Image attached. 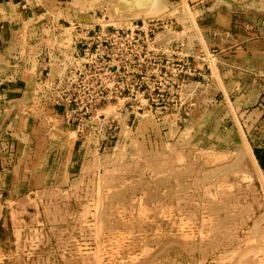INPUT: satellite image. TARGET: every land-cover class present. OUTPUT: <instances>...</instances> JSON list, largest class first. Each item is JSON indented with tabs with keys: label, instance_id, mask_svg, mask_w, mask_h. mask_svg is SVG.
<instances>
[{
	"label": "rangeland",
	"instance_id": "1",
	"mask_svg": "<svg viewBox=\"0 0 264 264\" xmlns=\"http://www.w3.org/2000/svg\"><path fill=\"white\" fill-rule=\"evenodd\" d=\"M212 1L187 0L195 27L182 0L136 21L105 4L80 25L127 29L131 91L110 103L92 94L97 103L79 109L75 97L89 95L70 77L57 85L86 137L75 157L54 159V172L28 174L27 185L20 177L1 197L0 264H264V173L253 152L264 147V109L257 118L256 105L239 109L237 94L208 88L224 37L201 31ZM61 23L70 55L73 25ZM64 68L73 74L68 56ZM74 137L59 148L75 152Z\"/></svg>",
	"mask_w": 264,
	"mask_h": 264
},
{
	"label": "crops",
	"instance_id": "2",
	"mask_svg": "<svg viewBox=\"0 0 264 264\" xmlns=\"http://www.w3.org/2000/svg\"><path fill=\"white\" fill-rule=\"evenodd\" d=\"M164 2L0 0V201L3 195L18 188L16 182L20 177L27 185L28 174L54 172V159L62 153L68 159L75 157L81 149L80 139L86 137L71 123L66 106L51 100L46 81L40 79H52L63 72L68 51L66 42L61 39L64 27L61 22L92 25L96 20L95 9L105 4H110L116 14L130 19L164 14L177 8L167 9ZM182 2L185 14L195 27L187 0ZM207 10L208 14L200 18L201 31L216 34V29L224 36L219 37L217 45L220 67L217 72L208 74L207 79H211L208 88L213 90L212 94L221 92L226 98L237 94L235 103L239 104V109L256 105L254 115L260 118L264 109V0H215ZM200 39L204 45L206 40ZM171 44L177 50L179 41L172 40ZM191 60L193 62L194 58ZM195 85L196 82H189L183 86L186 96ZM72 132L73 143L79 142L75 152L60 149L59 144L71 143L67 139ZM54 136L60 143L52 139ZM51 150H58V154Z\"/></svg>",
	"mask_w": 264,
	"mask_h": 264
},
{
	"label": "built area",
	"instance_id": "3",
	"mask_svg": "<svg viewBox=\"0 0 264 264\" xmlns=\"http://www.w3.org/2000/svg\"><path fill=\"white\" fill-rule=\"evenodd\" d=\"M74 28L77 30L75 31ZM73 31L72 50L70 55L66 54V61L63 66L66 65L68 56L74 65V71L68 76V72L63 68V72L58 76V84H54L53 78L47 77L45 79L47 89L51 93V100L65 105L68 113L76 111L70 107L71 98L62 97L57 91V85L66 82L65 80H68L69 77L72 78L70 82L74 83L78 93L89 95L85 96L86 101L84 102L81 100V95L75 97L74 102L79 109L91 108L97 103L98 98L110 103L111 100L117 99L121 94H128L131 91V85L128 81L132 73L130 65L132 43H130L127 29L121 30L118 27L109 31L104 27L96 29L95 26L80 27V25H73ZM157 60L162 67H165L164 63L167 64L166 68L169 67L170 62ZM179 72L176 67L169 72L168 77L172 80L174 89L178 85ZM138 73L142 74L141 71ZM92 94L100 96L96 98Z\"/></svg>",
	"mask_w": 264,
	"mask_h": 264
},
{
	"label": "trees",
	"instance_id": "4",
	"mask_svg": "<svg viewBox=\"0 0 264 264\" xmlns=\"http://www.w3.org/2000/svg\"><path fill=\"white\" fill-rule=\"evenodd\" d=\"M253 152H254V156H255L260 168L262 169V171L264 173V147L263 148H254Z\"/></svg>",
	"mask_w": 264,
	"mask_h": 264
},
{
	"label": "water",
	"instance_id": "5",
	"mask_svg": "<svg viewBox=\"0 0 264 264\" xmlns=\"http://www.w3.org/2000/svg\"><path fill=\"white\" fill-rule=\"evenodd\" d=\"M178 2H179V0H165L164 5H165V8L169 9V8L175 6Z\"/></svg>",
	"mask_w": 264,
	"mask_h": 264
},
{
	"label": "bare ground",
	"instance_id": "6",
	"mask_svg": "<svg viewBox=\"0 0 264 264\" xmlns=\"http://www.w3.org/2000/svg\"><path fill=\"white\" fill-rule=\"evenodd\" d=\"M129 23H131V22H127V23H125V24H128L129 25ZM123 26V25H122ZM255 157V156H254ZM255 160H256V158H255ZM259 167V166H258Z\"/></svg>",
	"mask_w": 264,
	"mask_h": 264
}]
</instances>
